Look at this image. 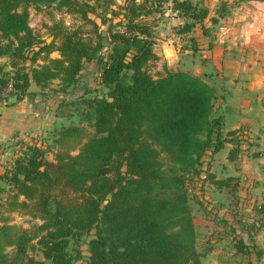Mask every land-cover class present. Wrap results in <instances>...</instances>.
Listing matches in <instances>:
<instances>
[{
	"label": "trees",
	"instance_id": "16d2710c",
	"mask_svg": "<svg viewBox=\"0 0 264 264\" xmlns=\"http://www.w3.org/2000/svg\"><path fill=\"white\" fill-rule=\"evenodd\" d=\"M111 4L0 0V58L9 66L0 68V94L11 89L2 100L27 96L31 80L43 96H65L85 63L100 67L96 89L70 102L58 99L56 116L70 123L54 128L47 144H22L0 175V264H10L11 255L13 264H79L83 245L86 264H203L191 196L206 210V185L223 189L232 179H216L205 158L229 143L234 162L247 141L223 131L207 75L163 67L151 76L147 67L157 60V15L171 6L184 19L177 32L183 36L203 29L208 11L177 0H125L116 10ZM53 5L89 24L91 34L58 23L47 44L29 27V8ZM188 42L181 50L196 54L198 41ZM53 52L60 57L48 58ZM42 54L44 63L32 68ZM4 210L36 223L11 225ZM253 212L257 232L264 227V201ZM234 248L247 254L240 240ZM36 252L42 260L31 256Z\"/></svg>",
	"mask_w": 264,
	"mask_h": 264
},
{
	"label": "crops",
	"instance_id": "0c3cea01",
	"mask_svg": "<svg viewBox=\"0 0 264 264\" xmlns=\"http://www.w3.org/2000/svg\"><path fill=\"white\" fill-rule=\"evenodd\" d=\"M177 1H186L198 9L208 11V25L205 27L208 28L193 29L199 41L207 37L210 43L199 62L194 60L196 67L193 75H207L209 85L215 89L217 98L213 111L223 116V131H237L245 135L247 141L241 155L234 162L228 160V153L233 147L229 143L218 153L205 158L209 163V172L216 179L232 180L223 189H217L212 184L206 185L211 189L210 195L205 191L204 201L202 197L199 198L204 202L206 210L200 209L198 205L197 211L203 215L195 217L193 212L196 233L198 221L205 233L201 241V246L205 248L203 264H264V227L257 232L251 230L253 223L258 225L253 208L264 201V174H261L264 173V0ZM124 3L125 0H113L110 8L116 10ZM53 7L57 8L55 5L29 8V27L47 44L50 43L49 38L51 41L53 39L54 25L60 23L68 28L82 30L83 24L64 8L57 10L63 11L65 18L45 16L44 12ZM70 18H74L72 20L76 24L70 25ZM155 18L154 52L164 61L163 67L168 68L177 59L176 52L188 54V51L174 44L171 40L174 35L167 29L170 20L181 23L184 19L178 15L172 19H164L161 15ZM95 23L99 25L100 20L95 19ZM204 31H207V35H204ZM164 35L166 40L162 42L159 38ZM159 46L160 53H157L156 48ZM166 51L173 52L172 59H168ZM59 57L57 52L48 56L51 59ZM46 58L42 54L32 68L42 65ZM0 68L9 70L6 58H0ZM99 71L97 62L85 63L77 84L65 96H43L38 87L40 92L28 93L19 101L8 97L0 102V175H3L17 153L14 149L22 148L25 143L38 142L36 139L46 137L54 128L66 124L65 119L56 116L60 104L58 99L64 98L70 102L96 89ZM58 84L55 81L52 86L57 87ZM224 150L225 155L220 157L218 154ZM219 166H222V172ZM232 168L234 172L228 174ZM238 240L248 250L247 254L236 252L234 245ZM258 252L262 253L260 258Z\"/></svg>",
	"mask_w": 264,
	"mask_h": 264
},
{
	"label": "rangeland",
	"instance_id": "374dc122",
	"mask_svg": "<svg viewBox=\"0 0 264 264\" xmlns=\"http://www.w3.org/2000/svg\"><path fill=\"white\" fill-rule=\"evenodd\" d=\"M44 15L45 16L53 15L55 18L57 17V18H60V19L65 18L64 12L57 10V8H55V7H53L51 10H48V11L44 12ZM175 17H177V14L173 13L172 18H175ZM72 19H74V18L68 19V23L70 25L76 24L75 22H73ZM183 23L184 22L179 23L176 20H170V22H169V24L167 26V29H169L171 34L174 35V37H171V40L174 42V44L182 47L184 45H189L190 46V43L188 41L191 40V38H193L195 40V42L198 40V42H196V44L199 45V47L201 46V48H196V50H195L196 54H194V55H190V54H186V53L183 54L181 51H180L181 53L179 52L180 54L176 52L175 55H177V59L174 60L173 62H171V64L169 66H167L168 67L167 69H169L171 71H184V72H189V73L193 74L194 73V69L196 67V63H194V60L196 59L195 61L199 62V60L201 59V56L206 54L205 51L208 50L209 39L207 37H204V38H202L203 39L202 42L199 41L200 38L196 36V31H194V33H193V30H191V32L189 34H187V35H183V36L181 35L180 36L177 32H178V29L182 28V26L184 25ZM202 25L205 28L208 25L207 20H205ZM199 27H202V26H196L195 28H199ZM207 28H205V29H207ZM81 29H82L81 32L84 35H88V34L90 35L91 34L92 27L89 24L83 23ZM85 37H87V36H85ZM165 37L166 36L164 35V36L160 37L159 40L162 41V42H165V40H166ZM48 41L51 42L50 38H49ZM161 46H162V44H161ZM161 46L156 48V52L157 53H160V47ZM165 53H166V56L168 57V59H172L173 58L172 55L174 56L173 52L166 51ZM156 57H157V60L154 61L153 63H150L148 65V67H147V71L149 72V74L151 76H156L159 72L162 73L163 65L165 64L164 61L162 60V58L160 60V56H156ZM3 97H5V94H4ZM76 122L77 121H72V123H76ZM67 123H70V122L67 121L66 124ZM36 140H38V142H43V143L45 142L46 144L48 143L47 142V137H40V138H38ZM20 149L21 148H16V149L13 150V148H12V150L13 151H17V153H18V151ZM17 153H15L14 155H16ZM218 155L220 157H223L225 155V150L222 151L221 153H219ZM49 158H51V156H49ZM218 163L219 162H217V164ZM219 168H220L219 171L222 172V170H223L222 166H219ZM234 170L235 169L232 168L229 171L228 174H232L234 172ZM261 174L263 175L264 173L261 172ZM205 191L207 193H209V195H210L211 189L209 187H206ZM199 195L201 196L202 194L199 193ZM4 197H5V195L1 196L0 204L4 202V200H3ZM190 203H191L193 212L195 214V217L196 216H200V215L202 216L203 213L197 211V209L199 207L197 205L196 199L194 197H192V196H191V199H190ZM208 204H209V202H208ZM200 209H202V207ZM204 212L206 213V211H204ZM2 213H3V217L6 218V220L9 222V224L16 225L17 227H20L22 229H29L34 223H36L35 220H32L28 216L24 215L21 211H19V212L18 211L10 212L8 210H4V211H2ZM197 221H198V219H197ZM197 224H198V228H197L198 229L197 230V248H198L199 252L203 253V251L205 252V248L203 249V247L201 246V241L204 238L203 236L205 235V233L202 230L201 222L198 221ZM85 249H86V246L83 245L82 246V250L84 251V253H83L84 254V259L79 264H86L87 253L85 252ZM7 251L9 253H11L12 250L11 249H7ZM31 256H33L36 260H42V256H41V254L39 252L31 253ZM12 257L13 256L11 255L10 256V264H13V263H11Z\"/></svg>",
	"mask_w": 264,
	"mask_h": 264
},
{
	"label": "built area",
	"instance_id": "2783aa9c",
	"mask_svg": "<svg viewBox=\"0 0 264 264\" xmlns=\"http://www.w3.org/2000/svg\"><path fill=\"white\" fill-rule=\"evenodd\" d=\"M173 13H176V12L172 11L171 6H169V7H167V8L164 9V11H163V13L161 14V16H162L164 19H169V18L172 19V15H173ZM9 91H11L10 88L7 89L5 92H2V93L0 94V102L4 101V100L1 99V97H3L4 94H5V96L8 95V92H9Z\"/></svg>",
	"mask_w": 264,
	"mask_h": 264
},
{
	"label": "water",
	"instance_id": "95a60500",
	"mask_svg": "<svg viewBox=\"0 0 264 264\" xmlns=\"http://www.w3.org/2000/svg\"><path fill=\"white\" fill-rule=\"evenodd\" d=\"M37 92H40V89L36 86L35 82H32L28 89V93H37Z\"/></svg>",
	"mask_w": 264,
	"mask_h": 264
}]
</instances>
